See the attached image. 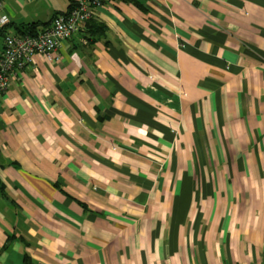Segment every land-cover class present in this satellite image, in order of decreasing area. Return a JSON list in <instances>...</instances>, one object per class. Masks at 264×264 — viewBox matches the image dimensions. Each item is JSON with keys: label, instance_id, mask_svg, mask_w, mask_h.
<instances>
[{"label": "crops", "instance_id": "obj_1", "mask_svg": "<svg viewBox=\"0 0 264 264\" xmlns=\"http://www.w3.org/2000/svg\"><path fill=\"white\" fill-rule=\"evenodd\" d=\"M59 57L0 93V264H264V0H103Z\"/></svg>", "mask_w": 264, "mask_h": 264}, {"label": "built area", "instance_id": "obj_2", "mask_svg": "<svg viewBox=\"0 0 264 264\" xmlns=\"http://www.w3.org/2000/svg\"><path fill=\"white\" fill-rule=\"evenodd\" d=\"M111 2L113 0H104ZM103 0H77L68 13L55 15L49 24L36 34L5 35L0 49V93L10 88L19 72L33 64V57L40 55L50 63L60 60L59 50L92 17L93 9L102 5ZM8 23L0 15V28Z\"/></svg>", "mask_w": 264, "mask_h": 264}, {"label": "trees", "instance_id": "obj_3", "mask_svg": "<svg viewBox=\"0 0 264 264\" xmlns=\"http://www.w3.org/2000/svg\"><path fill=\"white\" fill-rule=\"evenodd\" d=\"M74 7V4L68 7V10L65 13H68L72 8ZM64 14V13H63ZM54 17V16H53ZM52 17V18H53ZM44 29V28H43ZM41 29V30H43ZM101 27L97 26V30L101 31ZM19 33L18 34H36L39 31L35 29V27L33 25H29V26H23L21 29H18ZM40 30V31H41ZM1 32V31H0Z\"/></svg>", "mask_w": 264, "mask_h": 264}]
</instances>
